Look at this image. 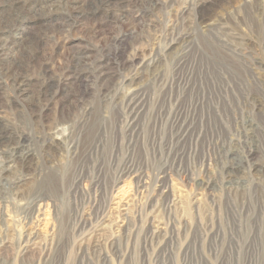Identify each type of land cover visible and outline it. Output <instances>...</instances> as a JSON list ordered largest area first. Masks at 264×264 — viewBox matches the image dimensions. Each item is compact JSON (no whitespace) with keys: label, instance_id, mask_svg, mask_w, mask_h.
Returning a JSON list of instances; mask_svg holds the SVG:
<instances>
[{"label":"rangeland","instance_id":"1","mask_svg":"<svg viewBox=\"0 0 264 264\" xmlns=\"http://www.w3.org/2000/svg\"><path fill=\"white\" fill-rule=\"evenodd\" d=\"M104 1L80 0L82 9L96 14L67 26L60 25L66 10L46 12L42 2L44 17L21 34L22 56L35 47L31 36L42 34L29 85L33 91L47 81L53 99L34 95L40 102L34 107L37 117L29 120L26 113L22 122L0 95V122L10 123L12 135L25 133L33 150L22 162L8 161L0 176V187L7 190L0 201V264H264L259 211L241 198L242 192L264 194V178L241 171L237 192L228 194L220 185L208 191L204 182L219 183L221 176L209 160L205 137L195 151L193 139L176 143L168 117V85L177 60L170 40L192 30L193 44L182 63L193 64L195 76L219 69L233 75L225 62L243 59L219 40L232 34L251 55L246 63L257 58L264 63V23L256 10L264 0H110L106 13ZM201 1L205 19L216 29L193 26ZM101 64L107 73L96 81ZM157 72L167 81L162 97ZM258 72V83L253 72L244 74L251 78L250 94L264 104V72ZM17 94L13 89L11 96ZM137 96L142 107L130 114L132 103L141 105ZM161 99L166 116L160 123ZM198 115L196 110L195 130ZM60 116L71 122L50 129ZM47 136L51 145L43 142ZM63 136L69 142L58 149ZM262 148L254 161L264 162ZM225 161L244 167L243 152ZM32 232L40 234L39 241L33 242Z\"/></svg>","mask_w":264,"mask_h":264},{"label":"bare ground","instance_id":"2","mask_svg":"<svg viewBox=\"0 0 264 264\" xmlns=\"http://www.w3.org/2000/svg\"><path fill=\"white\" fill-rule=\"evenodd\" d=\"M42 2H46L48 4L46 12H56L60 10L67 11L65 20L60 23L61 26L70 25L71 20L74 18L77 19L81 16H95L96 14L95 11L88 12L86 9H82L80 6V0H0V95L4 93L8 107L13 112L15 118L18 121L21 120L22 122L25 120L24 114L26 113L29 120L37 117L35 115L36 110L34 107L35 103L40 105V102L34 100V95L38 98L42 95L44 99L47 98L46 101L53 99L52 94L50 95L47 93V81H43V83L37 86V88L33 91L30 89L29 85V83H31V75L28 71L37 59L36 55L38 53L39 46L43 43L42 34H40L37 38L31 36L33 43H35V47L27 56H22L20 53V48H22L21 41L24 38L21 34H23V31L29 27L31 21L38 20L37 18H43L45 15V11L42 12V14L40 13V9L44 8L41 6ZM203 4L204 3L201 1L200 4L197 5L198 10L195 15L196 19L193 26L196 29L203 28L204 31H208L213 29L216 24L215 22H210L205 19L206 9L200 6ZM110 5V0H105L101 8L102 12L106 13L108 11L107 8L109 9ZM116 7L123 8V6L121 7L120 5ZM256 10H259V16L264 23V3L263 5L258 6ZM22 25L24 26L22 27ZM179 35L180 34H178L175 38H172L169 43V45H172L171 49L175 52V58L177 59L176 63L173 65L174 72L172 74L170 84L168 85L169 102H172L169 107L168 117L171 118V129H174L173 136H175L176 143H183L186 139H193L194 151L196 149L198 139L200 137H205L203 140H205L206 150L208 153H212V155L209 153V155H211V159L209 160H212L216 167H218L219 174L221 176L219 183H217L214 178H208V180L204 182L205 188L208 191H212L217 187V185H220L221 190H224L228 194L237 192L238 188L242 186H239V172L243 171L245 176L253 177L259 180L264 178V162L260 163L258 161H254L256 160V151H261L264 146V104L260 102L255 95L250 94L252 86L251 78H249V75L246 73L244 74L245 71L253 72L252 80L255 83H258L262 80V74L258 71L264 72L263 60L260 61L257 58L249 60L248 63H246L247 58H250L251 55L241 43L237 42V39L239 38L235 34H232V36L228 37V42V38L221 37L219 40L222 41V43L224 42V48H227L226 51L230 49L236 56L243 59V61H235L236 63L234 64L225 62L233 75H229L227 72H223L222 69H219L218 71L214 70L210 74H208L207 70L205 71L206 73H204L203 70H199V72H197V76H195V66L187 62L182 63L184 56L187 54V50H189L193 44L192 30L185 32L183 35ZM216 46L218 50L220 47L222 48L220 44ZM261 47L264 49V42ZM222 51H224V49ZM159 65L162 66L161 63ZM105 67V64L99 65L100 71L98 76L95 77L96 81H98L101 77H105V74L107 73V71L103 70ZM182 69L185 70L183 72H179ZM36 74H42L44 76L47 73L45 71H37ZM156 75H158V80L160 81L158 93L159 96L162 97L163 94L167 92L165 90L167 81L165 82L166 79L163 78V73L160 75V73L157 72ZM13 89H17L19 91V94H17L14 98L11 96ZM97 89L100 93H102L101 90H99L100 87H98V85ZM106 96V94H103L102 98H106ZM137 100V102L141 104L139 107L138 105H134L135 103L131 104V108L126 106L127 109L129 108L130 114H137V110H135L134 107L141 109V97H138ZM244 106H249V109L246 111ZM92 108L93 107L88 108L87 110L89 115L93 112ZM196 110L199 111V115L196 120L198 129L195 130L194 123ZM164 111V104L161 99L156 115L160 120V123L165 120L164 118L166 115ZM1 113L2 110L0 107V115ZM259 114L263 115L262 119L258 118ZM69 121L70 120L64 116L57 117L54 119L49 128L53 129L58 124ZM9 124L10 123L2 124L0 122V176L2 172L5 173L8 171L10 167V165L7 164L8 161L20 160L22 162L27 157L33 156L31 146L29 144H25L27 141L25 133L21 132L18 135H12L7 129ZM73 125H75V123H72L71 126L73 127ZM1 140L4 142L3 144L1 143ZM11 140H14V142L10 143ZM49 141H51V145V143H53V139L48 136L43 140V142ZM68 142L69 138H67V136H63L62 140L58 142L61 144L57 145V148L61 149ZM8 149L10 150V154H8L9 152L7 153ZM239 149L243 152L244 167L235 166L233 164L230 165L225 161L227 158H232L233 155H235V152ZM70 152L74 154V151H71V147L68 150V153ZM262 152V155L264 156V151ZM241 190L244 191L245 187H242ZM6 192L7 190L1 186L0 201L3 200V196ZM262 192L263 190L261 193ZM238 193L236 196H238ZM243 193L244 192H242L241 197L243 200L242 202L244 203L245 198H247L249 204L251 203V206H257L259 211L258 217L259 220H261L260 224L262 228H264V212H261L264 211V209L261 210L262 205H264V198L262 199L261 196H264V194L262 193V195L257 196V190H255L253 193L249 194L250 196L248 195L246 197ZM243 219L244 218L242 216L239 218L241 222ZM29 236L33 242H37L40 238V234L37 232H32ZM206 236L215 241L214 234L211 235L210 233H207Z\"/></svg>","mask_w":264,"mask_h":264}]
</instances>
